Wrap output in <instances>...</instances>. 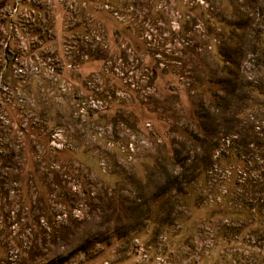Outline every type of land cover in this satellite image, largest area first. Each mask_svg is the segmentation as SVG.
I'll use <instances>...</instances> for the list:
<instances>
[{"label": "rangeland", "instance_id": "1", "mask_svg": "<svg viewBox=\"0 0 264 264\" xmlns=\"http://www.w3.org/2000/svg\"><path fill=\"white\" fill-rule=\"evenodd\" d=\"M0 264H264V0H0Z\"/></svg>", "mask_w": 264, "mask_h": 264}, {"label": "built area", "instance_id": "2", "mask_svg": "<svg viewBox=\"0 0 264 264\" xmlns=\"http://www.w3.org/2000/svg\"><path fill=\"white\" fill-rule=\"evenodd\" d=\"M53 144H54V142H53ZM54 145H55V144H54ZM56 146H57V145H56ZM143 256H144V257H147V254L145 253V254H143Z\"/></svg>", "mask_w": 264, "mask_h": 264}]
</instances>
